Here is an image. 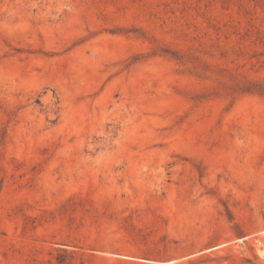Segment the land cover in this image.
Segmentation results:
<instances>
[{
  "label": "rangeland",
  "instance_id": "1",
  "mask_svg": "<svg viewBox=\"0 0 264 264\" xmlns=\"http://www.w3.org/2000/svg\"><path fill=\"white\" fill-rule=\"evenodd\" d=\"M0 264H264V0H0Z\"/></svg>",
  "mask_w": 264,
  "mask_h": 264
}]
</instances>
